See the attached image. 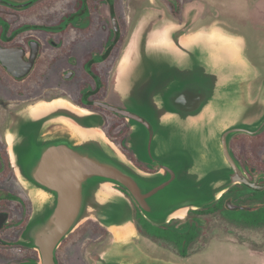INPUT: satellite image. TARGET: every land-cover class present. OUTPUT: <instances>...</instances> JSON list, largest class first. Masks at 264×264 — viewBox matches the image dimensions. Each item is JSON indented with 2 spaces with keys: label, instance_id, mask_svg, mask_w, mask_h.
<instances>
[{
  "label": "water",
  "instance_id": "water-1",
  "mask_svg": "<svg viewBox=\"0 0 264 264\" xmlns=\"http://www.w3.org/2000/svg\"><path fill=\"white\" fill-rule=\"evenodd\" d=\"M153 20L133 31L120 57L116 91L125 107L110 109L130 124L134 155L158 162L159 170L129 158L106 134L100 113L65 100L61 143L49 135L52 144L39 150L42 155L29 154L33 143H27L22 115L10 134L11 158L34 210L20 242L35 248L40 260L16 264H56V249L87 220L111 233L96 264H181L138 244L126 192L146 219L163 225L234 183L254 186L230 149L234 135L264 127V93L252 98L256 68L243 39L222 29L188 35L169 21L154 27Z\"/></svg>",
  "mask_w": 264,
  "mask_h": 264
},
{
  "label": "flooded vegetation",
  "instance_id": "flooded-vegetation-1",
  "mask_svg": "<svg viewBox=\"0 0 264 264\" xmlns=\"http://www.w3.org/2000/svg\"><path fill=\"white\" fill-rule=\"evenodd\" d=\"M152 17L154 27L169 21L188 35L222 29L242 38L256 68L252 98L264 93V0H0V264L40 260L35 248L20 242L34 210L11 158L10 134L22 115L27 143H33L29 154L42 155L39 150L52 144L49 135L61 143L65 100L100 113L106 134L129 158L159 170L158 162L134 155L130 124L110 109L125 107L116 67L133 31ZM230 149L254 186L234 183L212 202L160 225L186 230L183 245L151 240L126 192L136 241L146 252L181 264L196 256L199 264H264V127L234 135ZM95 223L85 221L62 241L56 264L97 263L111 233Z\"/></svg>",
  "mask_w": 264,
  "mask_h": 264
},
{
  "label": "trees",
  "instance_id": "trees-1",
  "mask_svg": "<svg viewBox=\"0 0 264 264\" xmlns=\"http://www.w3.org/2000/svg\"><path fill=\"white\" fill-rule=\"evenodd\" d=\"M137 208V217L139 221V227L146 232V235L151 239L160 241V242H177L180 245H183L186 240V230H179L175 233L170 229L168 225L160 226L150 222L146 219L143 214L141 213L140 208L136 204ZM100 229L106 230L105 228L101 227L98 223H95Z\"/></svg>",
  "mask_w": 264,
  "mask_h": 264
},
{
  "label": "rangeland",
  "instance_id": "rangeland-1",
  "mask_svg": "<svg viewBox=\"0 0 264 264\" xmlns=\"http://www.w3.org/2000/svg\"><path fill=\"white\" fill-rule=\"evenodd\" d=\"M152 240V239H151ZM154 240V239H153ZM149 241V240H148ZM149 242H151V241H149ZM108 245V244H107ZM107 245L105 246L106 248H107ZM102 253V252H101ZM100 253V254H101ZM198 255V254H197ZM98 260V259H97ZM199 262V257L198 256H196L193 260H192V264H199L198 263Z\"/></svg>",
  "mask_w": 264,
  "mask_h": 264
},
{
  "label": "bare ground",
  "instance_id": "bare-ground-1",
  "mask_svg": "<svg viewBox=\"0 0 264 264\" xmlns=\"http://www.w3.org/2000/svg\"><path fill=\"white\" fill-rule=\"evenodd\" d=\"M67 104L70 105L68 102H67ZM59 105H60V103H59ZM61 105H62V107H63V105H64V102H63V101H62ZM65 105H66V104H65ZM73 130H74V134H75V133H77V135L79 134V132H78V130L75 128V126L73 127Z\"/></svg>",
  "mask_w": 264,
  "mask_h": 264
}]
</instances>
